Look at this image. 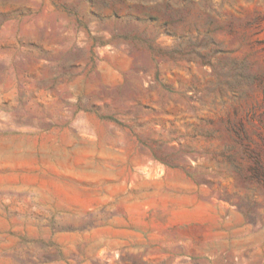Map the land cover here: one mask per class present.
<instances>
[{
	"label": "rangeland",
	"instance_id": "1",
	"mask_svg": "<svg viewBox=\"0 0 264 264\" xmlns=\"http://www.w3.org/2000/svg\"><path fill=\"white\" fill-rule=\"evenodd\" d=\"M0 264H264V0H0Z\"/></svg>",
	"mask_w": 264,
	"mask_h": 264
}]
</instances>
